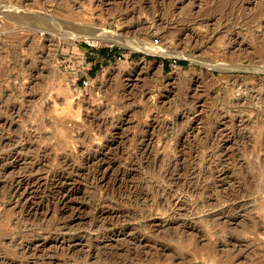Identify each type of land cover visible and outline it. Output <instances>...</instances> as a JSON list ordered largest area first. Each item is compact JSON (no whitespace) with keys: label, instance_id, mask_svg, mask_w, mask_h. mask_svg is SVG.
<instances>
[{"label":"rangeland","instance_id":"obj_1","mask_svg":"<svg viewBox=\"0 0 264 264\" xmlns=\"http://www.w3.org/2000/svg\"><path fill=\"white\" fill-rule=\"evenodd\" d=\"M0 264H264V0H0Z\"/></svg>","mask_w":264,"mask_h":264},{"label":"bare ground","instance_id":"obj_2","mask_svg":"<svg viewBox=\"0 0 264 264\" xmlns=\"http://www.w3.org/2000/svg\"><path fill=\"white\" fill-rule=\"evenodd\" d=\"M68 37L71 38H82L89 40V42L93 43H100V42H107V41H112V42H117V43H123L126 46H129L133 49L137 48H147V49H154L157 50L158 48H152L151 45L141 42L137 39H128V38H123V36H118L115 33L109 32V31H97V32H87V31H77L74 33H69ZM66 37V39H70Z\"/></svg>","mask_w":264,"mask_h":264},{"label":"crops","instance_id":"obj_3","mask_svg":"<svg viewBox=\"0 0 264 264\" xmlns=\"http://www.w3.org/2000/svg\"><path fill=\"white\" fill-rule=\"evenodd\" d=\"M114 57L115 51H113V49L92 48L91 51L88 49L84 53V59L82 58V60H79L82 63L81 65H83L82 67L80 66V69L87 76H94L97 68L100 65H104V63L110 61ZM84 61L86 62V64H91L85 67V65L83 64L85 63Z\"/></svg>","mask_w":264,"mask_h":264},{"label":"built area","instance_id":"obj_4","mask_svg":"<svg viewBox=\"0 0 264 264\" xmlns=\"http://www.w3.org/2000/svg\"><path fill=\"white\" fill-rule=\"evenodd\" d=\"M88 44H89L90 46H92L93 48L96 47V45H95L94 43L88 42ZM82 55H83V52H82ZM85 56H86V55H85ZM82 58H83V56H82ZM85 61H86V60H85ZM85 61H84V62H85ZM78 71H79V72L82 71V70L80 69V67H79ZM83 83L86 84V85L89 84V79L86 77V75H85V77H84V79H83Z\"/></svg>","mask_w":264,"mask_h":264},{"label":"trees","instance_id":"obj_5","mask_svg":"<svg viewBox=\"0 0 264 264\" xmlns=\"http://www.w3.org/2000/svg\"><path fill=\"white\" fill-rule=\"evenodd\" d=\"M166 62H167V60H166ZM180 63H183V64H185V63H186V61H180Z\"/></svg>","mask_w":264,"mask_h":264}]
</instances>
